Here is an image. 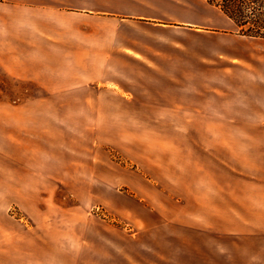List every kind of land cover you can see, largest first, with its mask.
<instances>
[{"label":"crops","instance_id":"crops-1","mask_svg":"<svg viewBox=\"0 0 264 264\" xmlns=\"http://www.w3.org/2000/svg\"><path fill=\"white\" fill-rule=\"evenodd\" d=\"M178 7L0 0V264H264V53Z\"/></svg>","mask_w":264,"mask_h":264},{"label":"rangeland","instance_id":"rangeland-1","mask_svg":"<svg viewBox=\"0 0 264 264\" xmlns=\"http://www.w3.org/2000/svg\"><path fill=\"white\" fill-rule=\"evenodd\" d=\"M140 1V0H135ZM152 3L176 4L179 5L178 12L169 15L165 22L171 26L168 28V35L175 36L177 34L178 20H197L208 26V35L220 42L224 40V35L238 36L234 24L224 15L218 8L211 6L206 0H146ZM155 36L158 33L152 32ZM243 36V35H242ZM246 42H249L247 44ZM203 44H199L202 46ZM244 50L259 51L264 53V39H246L244 38ZM84 68V66H78ZM38 86L29 81H18L0 71V100H24L34 97L44 96ZM124 190L123 188L121 189ZM100 212H101V208Z\"/></svg>","mask_w":264,"mask_h":264},{"label":"trees","instance_id":"trees-1","mask_svg":"<svg viewBox=\"0 0 264 264\" xmlns=\"http://www.w3.org/2000/svg\"><path fill=\"white\" fill-rule=\"evenodd\" d=\"M234 24L238 34L264 39V0H206Z\"/></svg>","mask_w":264,"mask_h":264},{"label":"built area","instance_id":"built-area-1","mask_svg":"<svg viewBox=\"0 0 264 264\" xmlns=\"http://www.w3.org/2000/svg\"><path fill=\"white\" fill-rule=\"evenodd\" d=\"M98 212H100V209H96ZM12 213H16V210H13Z\"/></svg>","mask_w":264,"mask_h":264}]
</instances>
